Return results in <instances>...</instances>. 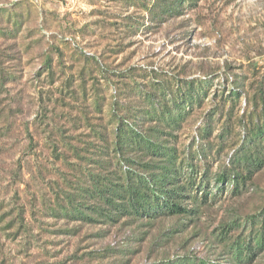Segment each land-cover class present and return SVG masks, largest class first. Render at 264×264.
Here are the masks:
<instances>
[{
  "label": "rangeland",
  "instance_id": "obj_1",
  "mask_svg": "<svg viewBox=\"0 0 264 264\" xmlns=\"http://www.w3.org/2000/svg\"><path fill=\"white\" fill-rule=\"evenodd\" d=\"M157 2L0 0V264H264V0ZM120 127L202 184L196 214L64 213L114 179Z\"/></svg>",
  "mask_w": 264,
  "mask_h": 264
},
{
  "label": "trees",
  "instance_id": "obj_2",
  "mask_svg": "<svg viewBox=\"0 0 264 264\" xmlns=\"http://www.w3.org/2000/svg\"><path fill=\"white\" fill-rule=\"evenodd\" d=\"M177 1L178 4L174 5L173 0H158L150 14L160 17L157 13L158 7L167 9L165 14L172 13L174 6L181 9L188 0ZM193 92L194 98L200 97L196 90ZM123 128L118 129L114 179L112 181L106 179L102 187H95L81 193L80 198L86 202L74 203L69 209L63 207L64 213L70 214L74 220L94 219V216L97 215L102 220V224L105 225L115 226L122 222L124 225L138 228L166 216L181 213L196 214L198 209L189 208L188 204L183 203V199L189 198V194L185 191L190 193L191 186L197 189L202 184L200 185L199 182V186H197L196 182L192 180L185 186L182 185L180 178L170 176L172 172L176 173L172 171V168L175 167L172 164L177 162L175 156L170 155L163 160L161 155L153 160L147 159L146 155L143 154L147 148L142 131L131 130L129 133L131 136L125 138L123 137L125 130ZM158 153L160 150L157 149ZM152 168L157 170L154 171ZM164 169L170 171L169 175L164 176V173H159ZM93 200L95 203L91 205ZM155 264H166V262ZM182 264H196V262L184 260Z\"/></svg>",
  "mask_w": 264,
  "mask_h": 264
}]
</instances>
